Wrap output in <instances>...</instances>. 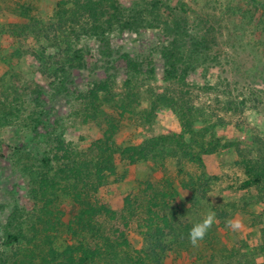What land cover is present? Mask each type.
<instances>
[{
  "label": "rangeland",
  "instance_id": "rangeland-1",
  "mask_svg": "<svg viewBox=\"0 0 264 264\" xmlns=\"http://www.w3.org/2000/svg\"><path fill=\"white\" fill-rule=\"evenodd\" d=\"M73 1L0 0V264H18L42 236L46 254L45 235L54 238L58 251L72 242L50 224L76 212L71 202L57 191L48 206L52 215L41 210L38 184L57 169L42 162L51 156L49 139L58 136L85 150L110 121L116 125L112 141L123 147L180 133L183 114L193 120L196 139L203 135L204 141L219 143L216 156L203 158L204 176L215 177L204 197L188 187L201 170L166 155L135 165L116 159L117 181L110 178L95 199L119 215L125 197L146 205L153 191L171 181L176 193L166 199V208H152L170 226L162 229L168 246L161 264H264V181L241 190L242 169L235 164L264 162V12L254 8L260 0H116L121 22L129 27L114 22L104 41L85 32L92 26L85 18L68 24ZM62 2L66 12L60 18ZM31 22L42 29L38 34L23 28ZM171 41L182 56L183 82L164 80L163 60L154 50ZM106 44L142 63L140 72L131 74L118 61L95 110L78 95L103 77ZM60 64L72 65L71 76L49 77ZM169 145L163 154L173 153ZM209 211L216 213L215 223L193 248L188 231ZM149 216L144 210L129 224L131 257L143 255ZM232 218L242 222L239 231L226 227ZM116 225L111 221L107 227Z\"/></svg>",
  "mask_w": 264,
  "mask_h": 264
},
{
  "label": "trees",
  "instance_id": "trees-1",
  "mask_svg": "<svg viewBox=\"0 0 264 264\" xmlns=\"http://www.w3.org/2000/svg\"><path fill=\"white\" fill-rule=\"evenodd\" d=\"M59 4L61 5L56 13L61 18L66 11L65 4L63 2ZM72 6V19L68 24L74 26L77 21L85 18L86 22L92 25L85 32L99 40L104 41L105 32L112 29L114 22H119L118 26L123 30L129 27L128 24L121 22V13L116 0H74ZM254 8L257 13L264 12V0H260ZM63 26L65 25L59 24L58 28L62 29ZM23 28L36 30L37 34L42 30L32 22L23 25ZM105 49L107 60L104 64L103 77L97 78L89 89L78 95L80 100L89 103L95 110L99 107L97 102L100 100V95L109 90L111 77H113L112 71L116 69L117 62L125 63L127 71L131 74L139 73L142 63L131 59L128 54L118 55L117 51L109 49L107 44ZM154 50L163 60L164 80L183 82L186 71L181 68L182 56L178 44L171 41L166 45L161 44ZM110 54H115L116 57L112 58ZM66 66V64H60L59 68L51 75L48 74L49 77L56 78L64 75L68 79L71 76L69 70L72 65ZM153 70L152 66L148 69V73L152 74ZM130 81L129 78L126 79L125 84H130ZM54 82L49 81V85L53 86ZM179 118L182 127L180 133L148 136L123 147H117L112 141L116 125L110 121H107L108 125L102 136L85 150L73 149L58 136L49 139L48 142L54 144L49 150L51 156L43 158L42 162L48 169L54 164L57 169L53 176H44L38 184L39 200L43 202L41 210L52 215L48 206L52 204L53 197H57V191L61 192L63 198L71 202L76 212L73 215H63V221L56 218L50 224L60 226L63 233L72 242L58 251L52 246L54 238L45 235V243L48 244L45 254L42 253L44 244L42 236V241L40 239L37 243L32 244V248L25 250L23 258L18 261V264H36L37 258L40 259L39 264H161L160 258L168 246L165 243L162 229L170 226L167 224L166 216L160 217L158 212L153 211L152 208H166V199L173 197L176 193L172 182H167L164 189L153 191L146 205H142L140 199L136 197H125L124 207L119 215L106 205L99 203L95 199V195L110 178L117 181L116 159H121L128 165H135L141 162L156 161L158 158L164 160L166 155H171L182 162H190L201 170V175L194 180L192 178L188 187L199 197H204L210 189L211 180L215 177L204 176L203 158L209 159L216 156L219 152L217 147L219 143L218 141L208 143L204 141L203 135L201 139H196V135L199 133L192 127L193 120L190 117L187 118L186 114ZM169 143H173V146ZM168 145L173 153L165 152L163 154V149ZM235 164L241 166L242 169L243 178L239 186L241 190H248L264 181V162L256 159H243ZM144 210L147 215H150L145 219L147 229L144 232V242L146 246L142 256L131 257L128 252V248H130L129 224L131 221L137 220L139 214ZM111 221H116L117 225L108 229L107 224ZM159 222H162V225L159 226Z\"/></svg>",
  "mask_w": 264,
  "mask_h": 264
},
{
  "label": "clouds",
  "instance_id": "clouds-1",
  "mask_svg": "<svg viewBox=\"0 0 264 264\" xmlns=\"http://www.w3.org/2000/svg\"><path fill=\"white\" fill-rule=\"evenodd\" d=\"M216 220V213L209 211L199 222L195 223L187 234L188 243L193 247H199L212 229ZM226 227L232 231H239L242 228V222L239 219H228L225 221Z\"/></svg>",
  "mask_w": 264,
  "mask_h": 264
}]
</instances>
